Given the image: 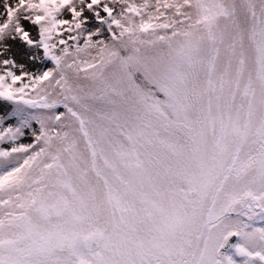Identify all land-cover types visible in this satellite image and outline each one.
Listing matches in <instances>:
<instances>
[{
	"label": "snow or ice",
	"instance_id": "obj_1",
	"mask_svg": "<svg viewBox=\"0 0 264 264\" xmlns=\"http://www.w3.org/2000/svg\"><path fill=\"white\" fill-rule=\"evenodd\" d=\"M0 264H264V0H0Z\"/></svg>",
	"mask_w": 264,
	"mask_h": 264
}]
</instances>
